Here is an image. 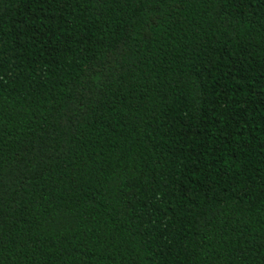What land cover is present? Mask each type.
Wrapping results in <instances>:
<instances>
[{
  "label": "trees",
  "instance_id": "16d2710c",
  "mask_svg": "<svg viewBox=\"0 0 264 264\" xmlns=\"http://www.w3.org/2000/svg\"><path fill=\"white\" fill-rule=\"evenodd\" d=\"M0 264H264V0H0Z\"/></svg>",
  "mask_w": 264,
  "mask_h": 264
}]
</instances>
